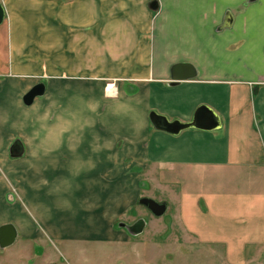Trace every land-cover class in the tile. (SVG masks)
<instances>
[{"label": "crops", "instance_id": "0c3cea01", "mask_svg": "<svg viewBox=\"0 0 264 264\" xmlns=\"http://www.w3.org/2000/svg\"><path fill=\"white\" fill-rule=\"evenodd\" d=\"M157 3L154 41H138L135 50L132 45L135 58L127 60L148 64L147 70L139 73L141 77L133 78L137 92L126 96L127 111H131L132 120H141L140 126H131L133 131H127L125 137L107 138L110 142L103 137L89 142L82 136L74 148L71 139L52 138L46 152L36 148L28 154L27 145L18 142L17 154H23L13 159L16 190L31 211L37 208L34 201L39 203L36 196L56 195L61 205L46 207L45 222H68L72 209L77 211L72 217L80 218L95 198L86 195L90 185L86 165L91 169L89 175L110 169L103 155L116 153L117 158L116 145L130 142L141 153L143 169H155L160 187L172 193L173 217L184 238L222 248L227 264H247L250 257H257L253 264H260L264 259V0ZM0 4L4 11L0 23L1 93L9 77L26 82L38 76L42 47L48 49L44 54L49 57L46 63L51 71L56 67L55 71L63 73L72 63L85 71L92 53L91 49L87 52L88 41L94 50L93 69H102L105 13L101 0H0ZM120 10L129 16L127 9ZM177 62L191 63L196 76L170 85L169 68ZM49 76L63 75L52 72ZM201 105L215 113L218 128H188L169 134L155 129L148 119L153 111L168 121L187 123ZM49 187H53L50 193ZM94 187L88 191H95ZM13 206L17 213L14 223L19 226L25 213L20 204ZM6 223L15 227L17 237L18 227L6 221L0 225ZM58 229L55 236L64 238L63 230Z\"/></svg>", "mask_w": 264, "mask_h": 264}, {"label": "rangeland", "instance_id": "374dc122", "mask_svg": "<svg viewBox=\"0 0 264 264\" xmlns=\"http://www.w3.org/2000/svg\"><path fill=\"white\" fill-rule=\"evenodd\" d=\"M150 2H155L158 8L157 0H101L105 13L102 15L101 70L93 69L94 50L87 41V52L91 49L92 53L90 62L87 58L85 71L77 63L65 66L63 73L55 71L56 67L51 71L46 63L49 57L44 54L48 49L42 47L37 77H29L26 82L15 76L1 81L5 90L0 91V223L6 221L17 226L14 204H20L25 214L17 226L15 242L0 248V264H227L222 248L198 245L184 238L179 231L180 224L173 217L172 193L160 187L155 169H143L141 153L130 142L120 141L116 145L117 158L116 153H108L107 149L109 156L103 155V162L107 161L110 169L101 168L98 174L89 175L91 169L86 165L90 183L86 195L91 193L95 198L88 206L90 210L80 218L72 217L77 211L70 208L68 222L61 225L45 222L46 207L49 210L51 204L61 205L56 195L54 198L47 193L36 196L39 203L34 201L37 208L31 211L25 208L27 203L16 190L13 159L23 154H17L20 142L27 145L28 154L38 148L46 152L48 140L57 137L71 139L74 148L79 137L89 142H99L103 137L106 141L117 134L125 137L131 126H140L141 120H132L131 111H127L126 96L137 92V81L133 78L141 77L139 73L146 71L148 64L144 67L127 60L135 58L132 51L137 49L138 41L147 39L152 44L155 39L157 8L150 9ZM120 8L127 9L129 16L121 14ZM115 10L118 15L110 14ZM52 72L54 76H63L52 78L49 76ZM36 82L45 86L51 83L43 96L35 98L31 106H24L22 95ZM111 89L114 91L109 92ZM106 146L104 143L103 147ZM57 182L54 185L60 187ZM91 185L95 191H88ZM47 191L50 193L53 187ZM143 196L168 203L166 212L160 217L152 216L138 203ZM139 219L144 225L137 234H129L120 226L121 223L133 225ZM58 228L63 230L64 238L55 236ZM248 260L247 264H253L257 257ZM263 260L260 264H264Z\"/></svg>", "mask_w": 264, "mask_h": 264}, {"label": "water", "instance_id": "95a60500", "mask_svg": "<svg viewBox=\"0 0 264 264\" xmlns=\"http://www.w3.org/2000/svg\"><path fill=\"white\" fill-rule=\"evenodd\" d=\"M253 1V0H250ZM150 9H156L157 5L155 2L149 3ZM4 18V11L0 4V23ZM229 23V21H227ZM196 76V70L191 63L188 62H177L170 66L169 68V84L174 85L177 82L190 80ZM45 92V85L42 82L36 83L28 91L22 95V103L25 106H30L34 99L37 97L43 96ZM149 122L151 125L158 130H162L169 134H177L181 130L188 128H195L201 130H212L219 127V119L215 113L209 109L207 106H199L191 119L190 122L181 123L179 121H168L166 117L156 114L151 111L148 115ZM138 203L144 206L152 216L160 217L162 216L166 209L167 205L165 202H158L150 197H140ZM144 222L142 219H139L133 225H126L121 223L120 226L124 227L129 234H137L141 231ZM16 238L15 227L10 224L0 225V248H6L13 244Z\"/></svg>", "mask_w": 264, "mask_h": 264}, {"label": "bare ground", "instance_id": "6f19581e", "mask_svg": "<svg viewBox=\"0 0 264 264\" xmlns=\"http://www.w3.org/2000/svg\"><path fill=\"white\" fill-rule=\"evenodd\" d=\"M114 91V89H111V92H113Z\"/></svg>", "mask_w": 264, "mask_h": 264}]
</instances>
